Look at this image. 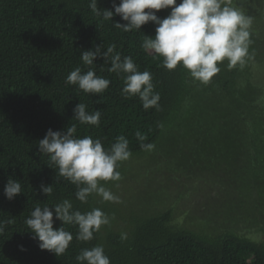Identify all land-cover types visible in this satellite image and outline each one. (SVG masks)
Returning a JSON list of instances; mask_svg holds the SVG:
<instances>
[{
  "label": "trees",
  "instance_id": "1",
  "mask_svg": "<svg viewBox=\"0 0 264 264\" xmlns=\"http://www.w3.org/2000/svg\"><path fill=\"white\" fill-rule=\"evenodd\" d=\"M89 2L0 0V221H12L0 235V264H77L75 256L81 249L97 244L104 246L111 264H264V241L224 230L216 222L202 225L201 219L191 216L180 222L182 213L175 207H132L122 199V203L103 202L95 195L87 204L81 203L75 197V185L56 177L55 166L49 167V158L38 150V141L48 129L63 131L71 123L78 124L72 120L73 109L82 102L89 112L100 110L102 117L98 128L78 124L79 137H99L105 148L119 135L130 142L133 155L121 164V180L105 185L119 197L123 187L133 186L129 180L141 173L148 164L145 160L151 163L160 156L169 171L189 177L188 167L178 166L182 157L186 166H209L223 159L210 148L225 144L229 150L234 148L235 159L243 164L239 170L246 174L239 180L248 190L246 198L263 207L264 190L256 188L249 172L255 163L264 164V77L260 78V73L264 75V0H232L234 7L252 18V59L243 69L231 70L225 61L207 85L193 80L182 67L167 70L161 66L162 58L142 49L143 37L155 36L153 22L140 31L124 32L114 25L126 21L118 15L102 21ZM119 2L99 0L98 6L114 11L113 3ZM170 11L162 9L156 14L163 19ZM102 44L104 50L115 44L122 56L134 59L140 71L152 73L155 91L161 96L160 110H144L138 97L125 99L121 76L108 73L110 65L100 58L95 70L111 81L103 94H88L65 83L76 67L87 71L81 51ZM136 131L147 137L144 143L155 144L153 151L140 148ZM232 157L227 158L229 163ZM9 177L22 184L23 193L13 200L4 195ZM41 183L53 184L51 196L40 191ZM63 199H70L81 212L100 208L115 219L90 242L76 240L77 227L64 225L74 239L67 252L57 257L39 248L25 220L37 205ZM258 216L256 211L251 221L257 223ZM61 226L55 220L54 228ZM21 245L26 250L21 251Z\"/></svg>",
  "mask_w": 264,
  "mask_h": 264
},
{
  "label": "clouds",
  "instance_id": "2",
  "mask_svg": "<svg viewBox=\"0 0 264 264\" xmlns=\"http://www.w3.org/2000/svg\"><path fill=\"white\" fill-rule=\"evenodd\" d=\"M98 4L99 0L89 2V8L95 16L102 18V21H111L114 15L120 16L127 23L116 22L114 26L124 32L140 31L149 22L157 25L154 37H143L142 49L162 58L161 66L167 70L182 67L189 71L193 80L202 84H209L221 72L225 61L231 70L237 66L243 69L246 62L252 59L249 52L252 18L234 7L232 0H180L179 3L177 0H120L118 5L113 3L114 11L102 9ZM169 8L170 14L163 19L156 14L159 10ZM104 49L102 44L82 50L81 60L87 71L76 67L67 75L65 83L78 86L88 94H103L109 89L111 81L98 75L95 70V61L100 58L104 64L110 65L108 73L121 76L124 84L121 95L125 99L138 97L144 110H160L161 96L155 91L152 73L140 71L134 59L122 56L115 44ZM73 112L72 120L79 125L100 127V110L89 112L87 105L79 102ZM78 124L71 123L63 131L48 129L44 138L38 141L39 153L49 158V167L55 166L56 177H62L75 185V197L81 203L87 204L93 195L100 197L103 202L122 203L121 198L105 185L121 180V164L133 155L129 140L119 135L110 147L105 148L99 137H79ZM135 136L143 151L154 150L155 144L144 143L147 137L140 131H136ZM52 185L41 183L40 191L49 197L53 194ZM21 193V182L9 177L4 188L6 198L13 200ZM54 217L62 222L61 227L54 228ZM114 219V216L110 217L100 208L81 212L70 199H63L53 205H37L25 224L32 238L39 241L41 250H48L59 257L67 252L74 239L64 225L77 227L76 240L90 242ZM11 223V220L6 223L0 221V235ZM121 238L126 239L127 235L122 233ZM20 248L21 251L26 250L23 245ZM75 260L77 264H111L101 244L81 249Z\"/></svg>",
  "mask_w": 264,
  "mask_h": 264
},
{
  "label": "rangeland",
  "instance_id": "3",
  "mask_svg": "<svg viewBox=\"0 0 264 264\" xmlns=\"http://www.w3.org/2000/svg\"><path fill=\"white\" fill-rule=\"evenodd\" d=\"M260 74V78L263 79V73ZM231 149L226 148L225 144L210 148L212 153L222 154L223 159L205 167H198L199 164L186 166L183 157L177 160L178 166L188 167L185 171L189 172V177L182 175L181 172L169 171L171 169L168 165L162 164L163 158L160 156L151 163L150 160H145L148 166L142 167L141 175L135 174L130 178L129 181L133 186L123 187L119 191L120 198L132 207L139 204H146L148 209L162 208L160 206L175 207L180 211L179 213H182L180 222L186 216L196 220L201 219L202 225H206V222L209 224L216 222L224 230H235L262 242L264 241V206L261 207L258 202L253 204V201L246 198L245 193L248 190L239 180L245 177L246 173L239 170L243 164L235 159V150ZM229 156H233L230 163L227 160ZM249 174L256 181L257 187H255L264 190V164L255 163V169ZM260 208L262 212L259 211ZM255 210L259 212L257 220L255 219L257 223L251 221ZM253 222L255 223L252 224Z\"/></svg>",
  "mask_w": 264,
  "mask_h": 264
}]
</instances>
